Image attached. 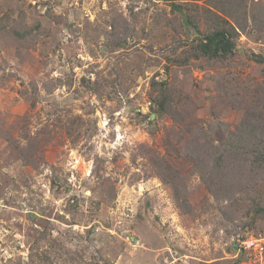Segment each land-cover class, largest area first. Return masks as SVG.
<instances>
[{"label": "rangeland", "instance_id": "1", "mask_svg": "<svg viewBox=\"0 0 264 264\" xmlns=\"http://www.w3.org/2000/svg\"><path fill=\"white\" fill-rule=\"evenodd\" d=\"M172 2L205 31V0H0V264H260L238 249L264 236V166L231 194L186 143L260 104L264 31L194 59Z\"/></svg>", "mask_w": 264, "mask_h": 264}, {"label": "trees", "instance_id": "2", "mask_svg": "<svg viewBox=\"0 0 264 264\" xmlns=\"http://www.w3.org/2000/svg\"><path fill=\"white\" fill-rule=\"evenodd\" d=\"M205 1L208 5L202 8L207 21L205 31H201L190 17L183 14L179 4L171 3L172 7L181 13L187 27L198 34L191 48L192 57L206 58L224 64L233 62L238 52L236 40L239 31L247 30L248 26L259 32L264 31V7L260 1H250L249 4L247 0ZM248 19L250 20L247 21ZM254 58L264 68V55L256 54ZM157 101L156 112H167V96L163 91ZM260 104L264 106V96ZM260 104L253 105L250 116L243 118L241 126L237 125L233 131L224 129L226 125L219 122L195 128L192 140L186 143V150L192 160V172H198L209 180L210 175L214 173V182L221 180L222 187L231 194L244 189L248 191L249 187L253 188L248 184L249 179H253L250 175L254 167L262 172L261 168L264 166V122H261L258 116ZM217 128L226 130V135L218 144L213 145L210 139L206 138H209ZM238 155H242L243 158ZM242 181L247 182V185L240 186L239 183ZM173 187L175 189V186ZM254 189L258 190L256 187ZM215 193L217 196L221 195L219 191ZM174 198L178 201L177 195ZM232 201L238 202L239 199L233 198ZM247 202L248 210L251 206L253 213L256 211L257 214L259 209L264 215V206L259 207L252 195H248Z\"/></svg>", "mask_w": 264, "mask_h": 264}, {"label": "built area", "instance_id": "3", "mask_svg": "<svg viewBox=\"0 0 264 264\" xmlns=\"http://www.w3.org/2000/svg\"><path fill=\"white\" fill-rule=\"evenodd\" d=\"M246 253L250 261L264 264V236L248 235L239 242V249Z\"/></svg>", "mask_w": 264, "mask_h": 264}]
</instances>
